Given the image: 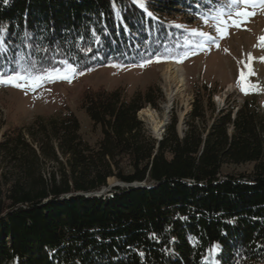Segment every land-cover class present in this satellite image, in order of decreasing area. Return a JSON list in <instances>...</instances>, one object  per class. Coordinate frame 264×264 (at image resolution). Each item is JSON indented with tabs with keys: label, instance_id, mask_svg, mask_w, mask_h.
<instances>
[{
	"label": "trees",
	"instance_id": "obj_1",
	"mask_svg": "<svg viewBox=\"0 0 264 264\" xmlns=\"http://www.w3.org/2000/svg\"><path fill=\"white\" fill-rule=\"evenodd\" d=\"M144 5L0 0L7 47L0 72L21 54L45 66L69 60L84 72L173 56L185 30L165 17L206 11L191 0ZM213 94L198 91L183 137L174 120L161 141L138 117L156 106L152 88L132 97L122 89L84 94L81 109L101 129L95 146L83 139L73 112L5 131L0 264H264V112L247 100L216 109ZM244 166L252 168L224 172ZM112 178L145 187L77 195L99 192ZM213 246L219 250L210 255Z\"/></svg>",
	"mask_w": 264,
	"mask_h": 264
},
{
	"label": "rangeland",
	"instance_id": "obj_2",
	"mask_svg": "<svg viewBox=\"0 0 264 264\" xmlns=\"http://www.w3.org/2000/svg\"><path fill=\"white\" fill-rule=\"evenodd\" d=\"M191 1L208 4V0ZM140 2L145 4V0ZM215 11L214 7L211 14L214 15ZM254 11L256 15L252 16L246 24L239 29L231 28L229 34L219 40V47L211 42H207L204 48L196 47L201 37L191 34L192 29H197L216 35L214 21L209 19L205 24L202 19L209 16L207 9L204 13L188 15V17L174 12L173 17L165 18L168 19L169 24L174 21L175 26L182 27L186 37L184 34L182 45L177 46L175 55L159 56L160 62H156V56L150 59L151 63L147 64H145L147 60L129 66L109 64L85 71L83 75H77L70 83L66 80L46 82L35 91L0 84V141L3 133L11 127H26L38 117L48 118L73 112L81 124L80 133L83 139L91 146H95L102 138L101 129L95 127L81 109L82 98L89 90L122 89L128 97H132L138 92L144 93L152 88V98L156 101V106L147 105L142 111L151 110L158 114L159 120H162L163 108L168 102L162 75L168 63L179 64L185 69L186 84L183 95L178 96L172 104L169 117L159 135L155 134L142 113H139L138 117L143 122L147 135L152 139L158 141L159 138H163L166 128L174 120H177L179 136L183 137L185 118L191 112L197 92L201 89L214 93L212 103L216 109L221 110L227 106L238 107L247 100L256 102L264 112V60L261 59L264 57V47L258 44V37L264 33V9L256 8ZM185 53H187L186 58H184ZM248 54L253 57L250 62ZM141 64L145 66L141 67ZM245 64H248V67H245ZM241 71H244L248 83L259 85V87L250 90L248 94L242 92L237 83ZM250 71L251 75H249ZM251 168V166L230 167L224 172L243 173L250 171ZM116 182L118 181L115 178L108 180V184Z\"/></svg>",
	"mask_w": 264,
	"mask_h": 264
},
{
	"label": "snow or ice",
	"instance_id": "obj_3",
	"mask_svg": "<svg viewBox=\"0 0 264 264\" xmlns=\"http://www.w3.org/2000/svg\"><path fill=\"white\" fill-rule=\"evenodd\" d=\"M8 0H4L7 4ZM140 7L145 8L146 6L137 0ZM207 9L209 16L202 17L205 24L208 23L209 19L214 21L213 27L216 35H212L209 32L202 30L192 29L191 34L194 36L201 37V41L196 44V47L204 48L207 42H211L219 47V40L225 38L229 34L231 28L239 29L242 25L246 24L249 19L256 15L254 11L256 8L264 9V0H208L207 5H200ZM216 8L215 14L212 15L213 8ZM151 16V13H148ZM177 27H180L177 25ZM6 28L0 26V53L7 52L6 43L3 39V34ZM29 33H25V37L29 36ZM94 42L99 43V40ZM258 44L264 47V36L258 37ZM92 49L89 47L86 51L90 52ZM41 51V49H37ZM47 51V49H43ZM187 57V53L184 54V58ZM253 59L251 54H248V61ZM264 60V57H261ZM149 59L145 61V64L151 63ZM156 62H160V57H156ZM182 62V61H178ZM62 65L57 67L56 65ZM145 64H141L143 67ZM115 66V65H113ZM248 67V64H245ZM91 70V69H87ZM84 69H81L79 65L71 63L69 60H49L48 66H45V62L42 59L28 60L23 54H21L20 60L15 61V65L6 71L0 72V84L12 86L24 90L35 91L38 87L46 82H56L58 80H66L69 83L77 75H83ZM251 71L249 75H251ZM241 91L248 94L250 90H254L259 85L248 83L244 74L241 71L240 78L237 81ZM218 246H213L209 249L210 255H215L218 251ZM141 255H143L141 253ZM215 264V261H214Z\"/></svg>",
	"mask_w": 264,
	"mask_h": 264
},
{
	"label": "bare ground",
	"instance_id": "obj_4",
	"mask_svg": "<svg viewBox=\"0 0 264 264\" xmlns=\"http://www.w3.org/2000/svg\"><path fill=\"white\" fill-rule=\"evenodd\" d=\"M264 36V33H262ZM247 58V57H246ZM246 61V60H245ZM162 75L165 91L168 97V102L164 106L163 119L159 120L158 114L151 110H144L140 113L145 117V120L151 125L155 134L159 135L160 130L165 126L166 120L169 117L171 106L178 96L183 95L184 85L186 84V71L185 69L176 63H168L164 67Z\"/></svg>",
	"mask_w": 264,
	"mask_h": 264
},
{
	"label": "water",
	"instance_id": "obj_5",
	"mask_svg": "<svg viewBox=\"0 0 264 264\" xmlns=\"http://www.w3.org/2000/svg\"><path fill=\"white\" fill-rule=\"evenodd\" d=\"M162 137L158 139V141H161ZM145 187V183H133V184H125L121 182H116V183H109L106 188H103L99 192L95 193H88V194H77L79 196L84 195V196H95V197H102V196H111L110 194L112 193V190L115 188H122V189H127V188H141ZM71 195H66L64 196L65 199L69 198Z\"/></svg>",
	"mask_w": 264,
	"mask_h": 264
}]
</instances>
